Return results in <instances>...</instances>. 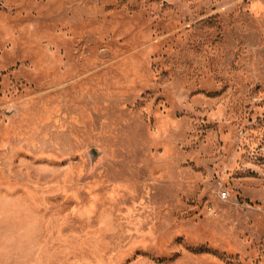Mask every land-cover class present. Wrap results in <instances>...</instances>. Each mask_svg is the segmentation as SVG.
<instances>
[{"label":"rangeland","instance_id":"rangeland-1","mask_svg":"<svg viewBox=\"0 0 264 264\" xmlns=\"http://www.w3.org/2000/svg\"><path fill=\"white\" fill-rule=\"evenodd\" d=\"M0 264H264V0H0Z\"/></svg>","mask_w":264,"mask_h":264}]
</instances>
